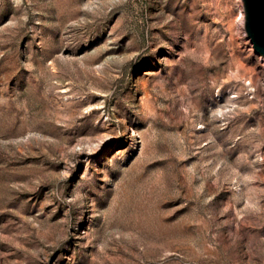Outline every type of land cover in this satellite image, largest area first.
Instances as JSON below:
<instances>
[{"label": "rangeland", "instance_id": "1", "mask_svg": "<svg viewBox=\"0 0 264 264\" xmlns=\"http://www.w3.org/2000/svg\"><path fill=\"white\" fill-rule=\"evenodd\" d=\"M242 8L0 0V264H264Z\"/></svg>", "mask_w": 264, "mask_h": 264}, {"label": "water", "instance_id": "2", "mask_svg": "<svg viewBox=\"0 0 264 264\" xmlns=\"http://www.w3.org/2000/svg\"><path fill=\"white\" fill-rule=\"evenodd\" d=\"M245 28L256 50L264 56V0H244Z\"/></svg>", "mask_w": 264, "mask_h": 264}, {"label": "bare ground", "instance_id": "3", "mask_svg": "<svg viewBox=\"0 0 264 264\" xmlns=\"http://www.w3.org/2000/svg\"><path fill=\"white\" fill-rule=\"evenodd\" d=\"M242 10V16L239 18V26L247 33V30L245 28V16H246V11H245V7L241 9ZM249 36V35H248ZM250 37V36H249Z\"/></svg>", "mask_w": 264, "mask_h": 264}, {"label": "built area", "instance_id": "4", "mask_svg": "<svg viewBox=\"0 0 264 264\" xmlns=\"http://www.w3.org/2000/svg\"><path fill=\"white\" fill-rule=\"evenodd\" d=\"M241 14H242V10L240 11V14H239V15H240V17L242 16Z\"/></svg>", "mask_w": 264, "mask_h": 264}]
</instances>
